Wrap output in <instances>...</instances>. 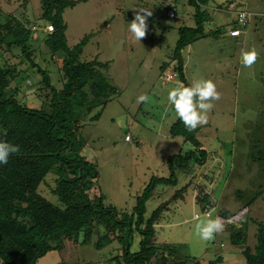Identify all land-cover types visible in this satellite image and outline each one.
<instances>
[{
  "label": "rangeland",
  "instance_id": "obj_1",
  "mask_svg": "<svg viewBox=\"0 0 264 264\" xmlns=\"http://www.w3.org/2000/svg\"><path fill=\"white\" fill-rule=\"evenodd\" d=\"M0 1L4 13H8L9 9H17L22 0H12L10 4ZM172 1L87 0L65 9L63 14L69 46L90 37L81 55L82 60L97 59L108 63V76L119 88L114 99L101 109L100 118L84 123L82 134L87 142L83 154L95 163L99 172L98 184L106 196V203L121 210L134 208L137 197L154 176L170 175L167 160L171 155L192 148L182 137L168 134L169 124L177 118L173 106L168 103V92L181 83L178 78L169 80L161 75L160 67L175 47L178 27L188 22L183 9H192L186 5L187 0H174L177 2V17L170 18L168 7ZM224 1L214 0L213 4ZM242 4V9L252 13L246 35L241 36L243 42H232L227 32L221 35L220 44L214 40L209 44L206 40L194 41L183 50L186 78L190 84L210 79L221 94L220 100L213 101L208 123L198 126L197 137L209 157L202 165L195 163L194 169L177 170L178 184L159 183L146 202L145 215L150 217L162 202L189 184L163 212L157 225L158 242L188 244L191 255L206 261H215L221 256L222 261L217 264L247 263L243 254L232 245L229 230L223 229L214 239L204 241L196 234L197 223L214 219L216 214L224 215L226 211L237 213L231 218L236 222L247 211L244 207L249 205V212L245 214L249 219L248 243L254 247L257 225L252 219L264 222V192L249 204L264 186V155L261 163L252 158V153L264 149V0H242ZM139 9L150 11L152 15L147 17L146 37L136 41L129 32V23ZM42 11L40 0H29L27 9H18L17 14H28L32 24L39 27L33 39L39 44L53 82L62 86L60 63L52 58L46 44L40 42L45 34L43 27L49 24L42 18ZM227 17L229 14L223 12L215 18L226 21ZM215 23L216 19L208 26L214 29ZM231 24L226 26L229 28ZM204 43L208 45L203 47ZM252 49L256 50L258 58L252 67H243L241 52ZM34 75L35 79L40 78L38 73ZM25 89L24 100L32 106H39L33 88ZM140 96L147 97V100L138 102ZM98 111L94 110L86 118L91 119ZM127 132L133 135L132 142H126ZM54 178L49 175L48 184L43 183L39 191L49 201L62 205L58 195L51 191ZM200 189L210 193L209 202L213 206L208 210L211 217L206 215L207 202L197 200ZM98 236L99 233L95 232L87 244L66 241L62 250H51L36 264H109L108 258L120 251V244L113 241L98 249L94 245ZM109 238L105 235L103 239L107 241ZM139 240V234L133 233L132 250L139 249ZM164 262L166 260L158 264ZM0 264H4L1 258Z\"/></svg>",
  "mask_w": 264,
  "mask_h": 264
},
{
  "label": "trees",
  "instance_id": "obj_2",
  "mask_svg": "<svg viewBox=\"0 0 264 264\" xmlns=\"http://www.w3.org/2000/svg\"><path fill=\"white\" fill-rule=\"evenodd\" d=\"M3 1L10 4L12 0ZM40 1L42 18L49 21L48 26H53L52 30H44L40 42L45 43L52 58L59 61L62 86L53 82L39 44L33 39L39 27L32 24L28 14H17L18 9H27L29 0L20 1L18 8L9 9L8 13H4L0 1V141L19 148L7 164H0V258L4 264H36L51 250H62L66 241L90 243L95 232L99 233L94 243L98 249L113 241L120 244V251L108 258L109 264H158L162 260H166L163 264L221 262V256L215 261H206L191 255L188 244L158 242L157 225L163 212L189 184L162 202L150 217L145 215L146 202L159 183L175 186L179 181L177 170L194 169L195 163L202 165L208 159V151L197 137L200 127L190 131L177 117L169 124L168 134L182 137L192 148L168 158L170 175L154 176L131 211L106 203L95 163L83 154L87 142L82 130L87 120L100 118L101 109L114 99L119 88L108 76V63L97 59L82 60L90 37L75 46L68 44L64 11L87 0ZM213 1L187 0L186 5L192 7L183 9L188 22L178 27L179 37L171 55L160 67L161 75L172 67L179 81L190 86L183 57L185 47L201 37L220 38L235 27L233 24L229 28L224 25L211 29L208 25H212L218 13L248 12L241 8L242 0H225L219 4ZM173 7L175 15L170 16L169 10ZM177 9V4L170 3L168 16L176 18ZM34 73L40 78L35 79ZM26 87L33 88L39 106L24 100ZM97 109L99 111L91 119L86 118ZM127 135L132 142L133 135L127 132L125 140ZM263 151L252 153L255 162L261 163ZM49 175L55 176L51 191L58 195L62 205L49 201L39 191L43 183L48 184ZM262 187L249 204L262 195ZM209 199L210 193L200 189L197 200L207 202L206 215L211 217L208 209L213 203ZM248 206L244 207L247 212ZM236 214L226 211L216 216L224 221V230L230 231L229 239L236 251L243 254L246 263L264 264V222L252 219L257 231L256 244L251 247L248 243L249 219L244 215L241 221H230ZM133 233L140 236L138 250L131 249ZM105 235L110 236L107 241L103 239Z\"/></svg>",
  "mask_w": 264,
  "mask_h": 264
},
{
  "label": "clouds",
  "instance_id": "obj_3",
  "mask_svg": "<svg viewBox=\"0 0 264 264\" xmlns=\"http://www.w3.org/2000/svg\"><path fill=\"white\" fill-rule=\"evenodd\" d=\"M151 15L152 12L139 9V11H136L134 19L129 23V32L136 41H141L146 37L148 29L147 17ZM251 18L252 15L250 16L248 25L241 28L240 35H242L246 27L250 25ZM233 24L237 27L236 22ZM49 26L43 27L44 30L49 29ZM34 28L36 29V27ZM232 29L229 30V35H231L230 31ZM257 58L258 53L255 49L242 51L240 62L243 67L250 68L254 65ZM167 71L175 72L172 67L165 70V72ZM165 72L163 75H165ZM175 78H177V74ZM220 99L221 94L217 91L216 84L210 79L196 80L192 82L190 86L180 84L172 88L167 96L168 103L173 106L175 115L190 131L195 130L200 125L208 123V114L214 107L213 101H218ZM146 100L147 97L145 96L138 97V102H145ZM18 151V146L0 141V164H7L9 157ZM224 227V221L218 216L214 219L209 218L207 221L195 225L197 236L204 241L214 239L215 235L222 231Z\"/></svg>",
  "mask_w": 264,
  "mask_h": 264
},
{
  "label": "built area",
  "instance_id": "obj_4",
  "mask_svg": "<svg viewBox=\"0 0 264 264\" xmlns=\"http://www.w3.org/2000/svg\"><path fill=\"white\" fill-rule=\"evenodd\" d=\"M231 6L233 7L234 4H232ZM175 11H176V8L175 7L171 8L169 10L170 16H174L175 15ZM250 16H251L250 13H248V12H246L244 10H240V11H238L236 13V23H237V27L233 28L230 31L231 36H239L241 34V28L248 25ZM49 29H53V26L50 25L49 26ZM165 76L167 77V79L171 80L172 78H175L176 77V73L175 72H172V71H167V72H165ZM131 139L132 138H131L130 135H127L126 136V140L127 141H131ZM246 212L247 211H245V213L243 214V216L246 214ZM207 214H208V212H207ZM243 216L238 217V221L240 219H242ZM230 221H234V220H231L230 219Z\"/></svg>",
  "mask_w": 264,
  "mask_h": 264
},
{
  "label": "crops",
  "instance_id": "obj_5",
  "mask_svg": "<svg viewBox=\"0 0 264 264\" xmlns=\"http://www.w3.org/2000/svg\"><path fill=\"white\" fill-rule=\"evenodd\" d=\"M172 4H176L177 2L176 1H172L171 2ZM229 17H227V19H226V21H222L221 19H217L216 18V23H215V28H217V27H220V26H224V25H227V24H233V22H235V19H236V13H235V11H229ZM235 14V18L234 17H232L233 15ZM232 17V18H231ZM220 22H222L224 25H221V23ZM231 24V25H232ZM214 26V25H213ZM246 30V29H245ZM243 31V33H245V35H246V31ZM243 33H242V35H243ZM228 35H229V32H228ZM242 35H240V36H238V37H233V36H231L230 35V37H232V42H234V40H237L238 41V43H241V42H243V40L244 39H241V36ZM206 38H209V39H206ZM210 38H211V40H210ZM216 39L217 38H214L213 36H207V37H201V38H199V39H196L195 41H203V42H205V40H206V42H208V44H209V42H212L213 40H214V43H217V44H220V42L222 41V38H218V40L216 41ZM210 40V41H209ZM220 41V42H219ZM194 42V41H193ZM207 43H204L203 44V47H206L207 45H208ZM213 43H211V45H212ZM178 80V79H177ZM180 82V81H179ZM181 83V82H180ZM182 84V83H181ZM129 142V141H128Z\"/></svg>",
  "mask_w": 264,
  "mask_h": 264
}]
</instances>
